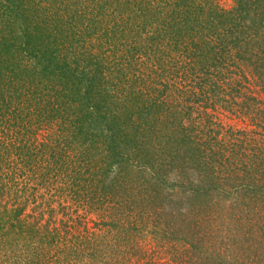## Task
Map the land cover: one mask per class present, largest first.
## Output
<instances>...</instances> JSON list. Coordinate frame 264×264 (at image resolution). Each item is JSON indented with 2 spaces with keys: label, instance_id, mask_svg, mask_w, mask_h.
Listing matches in <instances>:
<instances>
[{
  "label": "trees",
  "instance_id": "obj_1",
  "mask_svg": "<svg viewBox=\"0 0 264 264\" xmlns=\"http://www.w3.org/2000/svg\"><path fill=\"white\" fill-rule=\"evenodd\" d=\"M233 3L0 0V264H264L232 123L264 129V0Z\"/></svg>",
  "mask_w": 264,
  "mask_h": 264
},
{
  "label": "rangeland",
  "instance_id": "obj_2",
  "mask_svg": "<svg viewBox=\"0 0 264 264\" xmlns=\"http://www.w3.org/2000/svg\"><path fill=\"white\" fill-rule=\"evenodd\" d=\"M217 6L228 10L233 7L234 3L233 0H212ZM112 83V82H111ZM264 105L263 103L260 104V109H263ZM263 119L261 118L260 114H257L256 116H253L250 113H247V115L244 117L242 121L238 120H232V123L235 124L236 128L244 129L247 133L250 131H257L258 134L264 133V129L262 128L263 123H261ZM262 135H259V140L262 139ZM264 136V135H263ZM261 138V139H260ZM264 231V229H262ZM169 258V256H167Z\"/></svg>",
  "mask_w": 264,
  "mask_h": 264
}]
</instances>
